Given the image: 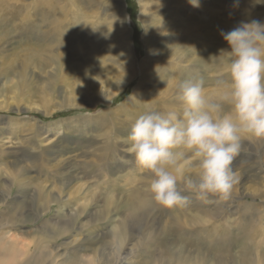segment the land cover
<instances>
[{
	"label": "rangeland",
	"instance_id": "obj_1",
	"mask_svg": "<svg viewBox=\"0 0 264 264\" xmlns=\"http://www.w3.org/2000/svg\"><path fill=\"white\" fill-rule=\"evenodd\" d=\"M47 3V9L40 4L38 10L20 12L12 0H0V200L7 198V204L0 205V224L7 223L0 226V248L6 247L8 259L17 249L14 260L20 263L40 250L44 264H159L183 250L196 260L190 264H199L198 249L208 264H218L209 259L210 246L186 243L191 236L186 224L198 219L216 226L213 234L219 244L206 233L199 237L215 246L222 244L223 234L235 241L242 233L239 227H244L251 239H240L232 252L239 264L237 258L250 244L252 263L259 264L264 259L260 255L264 141H242L232 165L237 184L229 200L203 201L185 192L188 202L178 212L186 221L182 233H166V225H171L168 215L152 209L122 239V260H117L120 250L115 249L119 247L112 233L124 215L112 196L117 188L131 187L154 201L150 175L128 150L132 123L153 106L162 113L179 112L176 86L186 79H203L207 98L217 100L222 94L217 80L221 76L227 80V67L215 57L221 49L230 50L221 31H231L241 22L264 23V4L254 0H239L238 7L236 0H199V7L189 0ZM229 110L225 105V113ZM193 160L188 155L178 161L181 185L186 175L195 174V167H189ZM109 167L108 185L104 174ZM61 182L66 185L62 190ZM45 194L52 198L61 194L63 203L71 196L79 197L76 202L86 199L85 212L76 219L68 216V232L47 245L37 230L46 227L49 217L54 232L59 217L65 219L77 204L51 202V210L37 216L31 212L32 202L42 206ZM197 200L200 208L193 209ZM244 201L256 207L245 209ZM5 206L15 208L13 213L5 214ZM190 215H195L192 220Z\"/></svg>",
	"mask_w": 264,
	"mask_h": 264
},
{
	"label": "clouds",
	"instance_id": "obj_2",
	"mask_svg": "<svg viewBox=\"0 0 264 264\" xmlns=\"http://www.w3.org/2000/svg\"><path fill=\"white\" fill-rule=\"evenodd\" d=\"M189 3L200 6L199 0ZM238 5L236 0L234 7ZM221 35L230 50L221 49L215 57L227 67V80L223 76L217 80L220 97L207 98L203 79H186L176 86L179 112L162 113L153 106L131 125L128 150L151 177L152 199L166 208L185 205V192L202 200H229L237 184L232 165L242 141H264V23L241 22ZM188 155L194 157L189 167L196 171L194 176L186 175L181 185L178 161Z\"/></svg>",
	"mask_w": 264,
	"mask_h": 264
},
{
	"label": "bare ground",
	"instance_id": "obj_3",
	"mask_svg": "<svg viewBox=\"0 0 264 264\" xmlns=\"http://www.w3.org/2000/svg\"><path fill=\"white\" fill-rule=\"evenodd\" d=\"M21 2H22L21 0H12V6L15 7V8H18L20 12H26V11H31V10H38V6L40 4H42L44 6H47V7H45V9L49 8V5L47 3V0H40V1L33 0L32 2H29L28 4H23L25 1H23V3H21ZM27 14H30V13H27ZM108 171L110 172V167L107 169L106 173L104 174L105 177H108V178H106L107 180L105 181V184H108L109 185L110 182H111V180H110V177H109L110 174H109ZM15 174H17V173H15ZM64 181L66 182V180H64ZM64 186H66V185H64V182H61V186H60L61 188L60 189L62 190V187H64ZM45 195H43L45 197L43 198V201L41 203L42 206H36V201H33L32 202L31 212L34 213L37 216L43 214V212L46 213L47 211L51 210L50 209L51 207L49 208V203H51V202L52 203H57L59 205L60 204L61 205L62 204L65 205V203L67 205L68 204H75V205L77 204V208H75V209H73L71 211H67L66 212V214L64 215L65 216V219H63L62 217H59V219L61 221H65V223H62L61 221L58 222L57 224L59 225V228L58 229H55L54 232L51 230L52 226L49 225V224H51L50 221H48L49 217L46 218L47 220H45L46 221L45 222L46 223V227L44 228V227L41 226L37 230L38 233H42V235H44V238H42V240H40V241H42L43 244L47 245V244L50 243V241L52 239H54L58 235H60L62 233L68 232V230H69L68 229V226L69 225H67V217L68 216L71 217L72 219H76V218L80 217L85 212V209H86V205H85L86 202L85 201H86V199H85V201H80L79 200L78 202H76L77 201V198H79V197H75V196L72 197L71 196V197L68 198V200H65L66 201L65 203H63L64 202V201H62L63 196L61 194L60 195H57V197H53V198L50 197V195H47V194H45ZM112 197H113V200L114 199L116 200V205L118 204V210L121 212L122 215H124V220L121 221L118 224L117 228H115V232L112 233L113 234V239H116L117 240L116 242L114 240L113 241L116 243L115 245L118 244L117 246L119 247V248H115V249H116L117 252H118V249L120 250L119 253H117L118 254L117 255V260H122V257H121L122 256V254H121V248H122V241H124L122 239L125 238L126 234L128 233V230H130V229L132 230V228L135 229V227L137 226V224L139 223V221L142 218H147L148 217V214H150V212L152 211V209H156L157 210L156 213L162 214L161 216H164L165 217V216L168 215L167 217H169V221L171 222V225H166V227L164 229V231L166 233H182V232H185L186 231V225H187V230L188 231H186V232L190 233L191 236H189L186 239V243L187 244H190V245L191 244H194V245L197 244L198 246H200L201 245V242H202L203 248L205 246L206 247L207 246H210L211 247V252H209V259L211 257H213L214 259H217L218 264H237L236 257L234 256L235 254L232 252V250H233L232 249L233 248L232 245L236 244L240 239H242V240L244 238H250L251 239V237H249L250 236V233H249V236H248V233L243 231L244 227H241L240 226L239 228H240V230H241L242 233H241V235L239 237L235 238V241H233V239H230L229 237H227L226 235L223 234L222 241H221L222 244L220 246L206 244L207 241H204L203 238H202V240L199 239L200 235L205 234V233L207 234L205 237L210 238L212 240L213 244H219L220 241L213 234L214 233L213 232V229H217L216 226L208 225V224L206 225L204 223L203 224L202 223H199L198 222V219L193 220V224H186L185 225V222L186 221H184V217H185L184 216V213H181V215L178 213L179 212V208L181 206L180 207L179 206H176V207H173V208H166V207H163V206L159 205L155 201H153L151 203V201L148 200V197L142 195L139 191H137L136 189L131 188V187H128V188L127 187L126 188H122L121 187V188L115 189L114 190V194H113ZM193 199H196V197L193 198ZM113 202H115V201H113ZM5 204H7V198L1 199L0 200V205H5ZM106 204H108V199L106 201ZM200 205H201L200 202H198V200H197V203H193V209L200 208ZM243 205H244V208L245 209H249V208H252V207L253 208L256 207L252 203H247L245 201L243 202ZM73 207L74 206H72L71 208H73ZM5 208H7V209H5L3 211L5 214H8L9 212L10 213H13V210L15 209L14 208L12 210H9L7 206H5ZM202 211H204V214H206V215L208 214V211H205V209L202 210ZM27 212H29V211H27ZM19 215L22 216L25 219H31V217H29V215H27V214L26 215H23V213L20 212ZM194 216L195 215H190L189 216V220H192V218H194ZM254 216H255V213H254ZM25 219H21V220H25ZM3 224L6 225L7 223L6 222H3V223L0 224V226L3 225ZM188 225H190V226H188ZM188 227H191V230L192 231H189V228ZM227 228H229V227H227ZM246 230H248V229L246 228ZM238 231H237V233H238ZM202 237H204V236H202ZM242 240H240L239 242H241ZM152 241H155V240H152ZM51 246H52V244H51ZM192 246H191V248H192ZM14 247H15V245H14ZM164 247H167V246H164ZM250 248H251L250 247V244H248L247 247H246V249H244L241 252L240 256L237 258V259H239V264H242V263L244 264V262H246V264H254V263H252L253 261H252V256L250 254ZM182 251H179V253H177V255L175 256V258H172V260L170 262H167L166 259H164V260L161 259V260H159V264H173V263L174 264H190V262L191 263H196V260L194 258L193 259H192V257L190 258V256H188L187 254H184ZM162 252L165 253V251H162ZM27 253H29V250L26 251V254ZM197 253L199 254V259H198L199 260V264H208L209 263L208 258L207 259H203L202 258L203 256H201V255L203 253L200 254V251H198V249H197ZM47 254H49V253H47ZM51 254H53V253H51ZM16 255H17V249L14 250V257H12V259H8V252L6 251V247L3 248V249L0 248V264H44V258H41V256L43 255V251H40V250L38 252L36 251L35 253H32L31 255H29V257L27 258V260L25 262H23V263H20V261H15L14 260V259H16ZM115 255H116V253L114 254V256ZM260 255L261 256L264 255V249H263V251L261 252ZM257 257H259V256H257ZM53 261H54V259H53ZM255 261H256V258H255ZM146 262H148V260ZM53 264H54V262H53ZM259 264H264L263 257H262V260L260 261Z\"/></svg>",
	"mask_w": 264,
	"mask_h": 264
}]
</instances>
